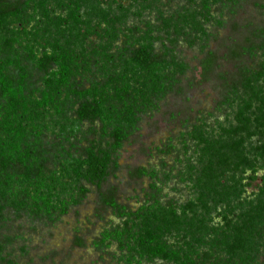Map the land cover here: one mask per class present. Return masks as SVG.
Listing matches in <instances>:
<instances>
[{"label":"trees","instance_id":"trees-1","mask_svg":"<svg viewBox=\"0 0 264 264\" xmlns=\"http://www.w3.org/2000/svg\"><path fill=\"white\" fill-rule=\"evenodd\" d=\"M219 1L201 0L198 12L204 22L212 4ZM85 2L0 0V224L9 211L18 217L25 213L55 220L80 206L90 192L89 186L101 189L118 169L117 155L136 132L139 115L174 91L179 83L177 73L185 72L186 66L177 63L175 57L157 52V39L149 26L148 34L124 36L131 42L117 57H110L108 49L95 51L101 57L106 81L79 87L83 58L74 43L85 42L96 33L84 19ZM114 4H118L116 0ZM110 6L109 0H100V5L98 2L90 8L104 13V34L113 42L123 32L111 24ZM52 8L65 14L52 16ZM198 16L171 17L166 33L169 28L183 32L191 27L205 35ZM194 19L197 26L192 28ZM61 38L67 39L64 45ZM255 38L264 54V30ZM251 49L250 55L255 52ZM215 63L210 55L204 63L206 72ZM263 87L264 56L257 70L242 69L231 86L233 94L228 96L230 102L233 95H243L238 99L245 108L239 111L238 121L245 123L244 132L251 129L246 112L253 108L255 99L262 98L264 105ZM257 111L263 114L256 115L255 121L264 128V110L257 107ZM50 118L60 120L59 132L54 131L58 143L54 144L45 138ZM83 125L90 126L87 132L82 131ZM88 134L94 139L86 140L79 149V137L88 139ZM189 134L198 141L201 165L200 172L190 178L195 197L181 205L164 204L158 200L160 190L153 186L152 204L132 212L117 203L114 192L107 193L103 204L126 220L123 228L104 232L101 245L117 242L138 264L145 260L151 264H257L259 247L264 248V176L256 202L243 200L242 193L244 175L251 172L245 180L255 182L259 168L264 169L255 158L264 156V144L247 153L245 142L231 144L233 130L224 129L218 139L203 127ZM219 158L233 174L241 170L238 180L232 177L235 185L226 197L219 195L209 175L216 172L213 167ZM52 160L58 168L48 172ZM139 175L150 174L140 170ZM221 205L224 208L219 211ZM213 215L221 217L222 226L212 224ZM184 234H190V241ZM3 249L0 241V261L5 262Z\"/></svg>","mask_w":264,"mask_h":264},{"label":"rangeland","instance_id":"rangeland-1","mask_svg":"<svg viewBox=\"0 0 264 264\" xmlns=\"http://www.w3.org/2000/svg\"><path fill=\"white\" fill-rule=\"evenodd\" d=\"M190 1L116 0L118 4L115 5L114 0H109L111 24H115V28L124 34L113 42L104 34L105 26L101 24L104 13L90 8L98 2L100 5V0H87L83 4L84 19L96 29V33L91 34L85 42L74 43L78 55L83 58L82 71L77 78L79 87L89 88L90 85L106 81L101 70V57L95 51L108 49L106 52H110V57H117L131 42L126 41L124 36L131 33L138 38L148 34L149 26L157 39V52L175 57V61L184 64L186 69L184 73H177L179 83L174 91L154 101L152 108L139 115L136 132L117 155L118 169L101 189L89 186L90 192L80 206L72 207L67 215L52 221L25 213L20 217L10 211L6 213L5 221L0 224V241L4 246L3 257L6 261H0V264H138L137 260L130 258L128 251L121 250L117 242L101 245L104 232L123 228L126 220L103 204V196L114 192L117 203L132 212L148 203L152 204L151 194L153 191L155 193L153 186L160 190L158 200L164 204L173 202L181 205L194 198L190 178L200 172L201 165L197 158L198 141L191 138L189 133L196 127H203L216 139L224 129L233 130L231 144H236L238 140L245 142L247 153L257 151L264 144V128L255 121L256 115L263 114L257 111V107L264 110L262 98L261 101L255 99L253 108L246 112V119L251 121V129L246 132L245 123L238 121L239 111L245 108L243 100L238 99L243 95H233L231 101L228 100V96L233 94L231 86L236 83L242 69L254 71L263 62L264 54L255 36L264 30V0H220L212 4L205 22L198 12L201 0L195 3ZM197 13L205 35L191 30V27L183 32L169 28L166 33L167 21L171 17L191 19ZM51 14L57 16L65 13L52 8ZM191 26H197L195 19L191 21ZM60 40L64 45L67 39ZM252 47L255 52L250 55ZM210 55L215 57L216 63L206 72L204 63ZM113 68L112 72L116 73V68ZM50 119V122L47 120L49 130L45 138L48 143L54 144L58 143L54 131L59 132L60 120ZM81 128L87 132L90 126L83 125ZM89 135L88 139L81 135L79 141L76 140L79 149L85 146L86 140L94 139ZM220 156L228 157L227 154ZM255 158L259 166L264 164V156ZM219 159L213 167L216 172L209 175L219 195L226 197L235 185L232 177L238 180L241 170L233 174L225 169L223 158ZM57 168L54 160L48 164V172ZM259 169L255 182L251 178L245 180L251 176V172L244 175L243 200L257 201L258 188L264 176V169ZM140 170H146L150 175L140 176ZM221 173L224 175L220 176ZM223 208L221 205L219 211ZM212 221L215 226L223 225L221 217L216 215H213ZM184 235L190 241V234ZM259 251L257 264H264V248L259 247ZM140 264L151 263L145 260ZM155 264L164 263L157 261Z\"/></svg>","mask_w":264,"mask_h":264}]
</instances>
